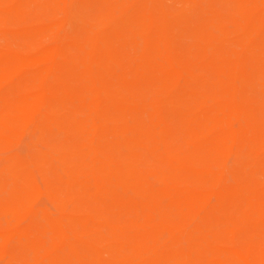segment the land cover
<instances>
[{"label": "bare ground", "instance_id": "bare-ground-1", "mask_svg": "<svg viewBox=\"0 0 264 264\" xmlns=\"http://www.w3.org/2000/svg\"><path fill=\"white\" fill-rule=\"evenodd\" d=\"M181 1L185 5H198L197 0ZM150 3L143 10L151 9L154 19L150 23L141 21L138 29L144 35L141 56L145 62L142 65L144 72L138 73L137 81L153 93L165 90L170 93L168 98L163 101L151 100L141 103L139 115L129 114L127 106L137 100L119 96L112 85L106 83L99 85L92 75L96 67L99 71L98 79L102 82L111 68L119 64L120 57L115 50L106 51L99 61L92 59L91 56H85L83 63L69 62L70 66L66 70L48 68L44 77L49 83L45 87L28 94L23 87H18L0 98V128L10 129L15 121L20 119L21 130L16 134V138H21L29 132L31 135V131L37 134L48 129L52 132L58 129L64 133L65 141L72 142V147L46 144L49 149L24 157L13 156L5 163L0 161V221L1 219L10 221L7 225L3 220L7 226L0 223V260H6L7 264H15L17 260V252L11 250L13 242H16L15 248L19 247L24 252L33 254L32 264H196L203 257L213 261L215 256H220L217 261L219 262L227 254L235 259L244 256V252L238 248L234 247L229 253L224 248L225 242L222 239L227 241L235 234L230 227L225 231V238H218L212 230L203 225L202 221H198V217H194L192 224L189 221L186 224L169 223L167 214L169 212L162 211L159 202L168 199L171 202L168 209L180 211L202 204L207 205L213 198H217L216 210L221 211L219 213L224 217L221 218L222 223H226L227 226L232 224L228 223L232 218L227 211L218 207H223L225 205L223 201L228 200L232 193L240 195L245 189L240 185L224 184L229 171L228 165L231 158L240 155L236 148L238 143L242 142L247 134L252 132L257 134L263 127L264 118L260 119L255 111L264 110V106L258 107L250 101L239 103L237 91L233 88L226 89L220 82L228 77L240 80L244 87L253 86L255 76L264 75V47L254 45L247 49V53L232 70L217 67L206 74L205 79L194 75L187 68L174 70V74L179 77L176 81L188 79V82L191 80L194 83L193 88L188 91L194 100L192 103H184L178 94L173 95L181 83L175 87H169L167 83L161 85L162 75L170 73L161 54L165 51L161 47V41L163 33L172 31L176 26L180 31L189 32V23L186 20L169 19V14L175 11V6L168 4L167 0H151ZM199 11L206 14L205 19H208L210 24L215 23V19L209 16L206 8L200 5ZM113 14L112 10L101 14L99 22L101 31L95 33L91 30L87 33L89 34L87 38L70 42L62 39L52 50L45 51L39 56L23 57L0 52V56L7 59V63L0 67V83L5 75L12 72L13 66L27 60L50 59L60 48L68 47L85 53L91 40L107 43L108 31L121 23ZM126 16L131 17L128 13ZM74 23L70 19L62 24V31L65 26ZM254 30L255 25L250 27L247 35L251 37ZM110 34L118 37L114 31ZM139 44L133 41L127 46L129 50H133L139 48ZM166 51L169 55L174 53L170 46H166ZM40 76L43 77V74ZM212 79L213 95L205 94L203 88L210 85ZM129 82L126 77L120 76L116 85H125ZM91 86L95 88L94 92H90ZM221 99L231 101V107H223L220 104ZM69 101L79 102L76 111L65 114L57 110L59 108H55L52 116L48 117L42 113V109L53 107L55 102L57 105L60 104L59 106H64ZM23 104L31 105L32 110L21 111L20 106ZM78 113H83L86 117H79ZM93 114L97 115V118H93ZM141 115H149V120H140ZM146 121L148 123L144 124ZM238 123L239 128H235V124ZM218 128L222 130L214 133ZM147 130L153 133L150 140L145 135ZM161 135L162 139L165 135L172 139L182 136L185 144L194 147L193 153L220 155L217 151L223 150V156L217 162L219 169L199 168L191 156L188 159L181 153L180 155L166 152L161 145L163 141ZM25 139L24 137L23 141ZM65 141L61 142L64 144ZM143 143L149 145L146 148L148 155L156 162L158 160L174 166L177 173L169 178L155 173L153 174L155 179L164 182L168 180L172 185L179 186L180 190L148 187L146 186L149 184L148 180L133 171L134 155H124L123 148ZM51 150L56 153L53 154ZM54 156L59 157L60 164L55 163ZM236 163L240 166L238 158ZM37 173L42 176V184L37 178ZM193 178L210 183L209 188L205 191L189 189L188 180ZM125 187L133 189L134 197L126 208L125 215L128 217L124 216L127 218L123 229L118 222L119 218L112 222L101 215L84 217L72 209L78 201L76 193H81L84 199L89 198L98 205L105 206L113 202L114 198H126V191L122 189ZM4 191H7L5 195ZM241 198L243 205L248 208L245 216L250 218L259 206L245 193ZM42 199H49L59 214L54 215L45 207H36V203ZM158 217L160 225L155 224ZM25 219H31V222L18 228L12 226V222L23 220L25 222ZM263 225L257 222L255 229H260L258 227ZM134 226L153 228L147 235L149 237L144 238L147 243L133 248L134 255L130 260L118 256L122 249L115 243L109 244L99 235L106 230L113 233L116 236L114 238L122 239L127 235L128 229ZM236 226L248 227L246 218L238 220ZM46 235L53 237L54 241L51 244L47 243L52 238L45 240ZM162 235H167L168 240H172L173 243L169 245V242H161ZM182 239L188 241L187 246L179 243ZM88 242L93 243V246H89ZM107 253L109 257L106 258Z\"/></svg>", "mask_w": 264, "mask_h": 264}, {"label": "rangeland", "instance_id": "rangeland-1", "mask_svg": "<svg viewBox=\"0 0 264 264\" xmlns=\"http://www.w3.org/2000/svg\"><path fill=\"white\" fill-rule=\"evenodd\" d=\"M150 1L0 0V52L18 54L23 57L31 55L39 56L45 51L52 50L62 39L63 41L70 42L75 39L87 38L89 35L87 33L91 30L95 33L101 31L102 28L99 24L101 14L107 13V11L112 10L114 12L113 16L121 22L117 27L108 31L107 43L91 40L85 53L75 48H60L50 59L27 60L22 64L13 66L12 72L5 75L0 83V98L10 90L18 87H23L26 94L34 92L36 89L45 87L49 83L46 77H44V73L48 68H65L66 70L70 66L69 62L83 63L85 56H91L92 59H98L99 61V58L103 57L101 55L108 50H115L117 52V55L120 57L119 64L111 68L110 73L103 77L102 82L98 79L99 71L96 67L92 75L99 82V85L101 83L112 85L116 88L119 96L131 97L137 100L127 106L129 114L133 116L139 115L138 109L141 103L146 101L151 102V100L163 101L168 98L170 93L168 94L165 90L153 93L148 87L142 86L140 81H137L139 80L138 73L144 72L142 65L145 62L141 56L144 35L138 29L141 21L145 20L150 23L154 19L151 9L143 10V8L151 4ZM167 2L175 6V11L169 14V19L172 21L186 20L189 23L188 28L190 31H180L176 26L172 31L163 33L161 47L165 51L161 54L170 73L162 75L161 85L167 83L166 85H169V87H175L181 83L182 85L177 87L173 95L178 94L180 100L184 103L193 102L194 98L188 91L193 88L194 83L191 80L188 82V79L182 82L176 81L179 80V77L174 74V70L187 68L194 75L205 79L206 74L211 73V70L217 67H223L228 71L232 70L240 62L241 57L247 53V49H250L254 45L258 44L264 47V0H239L240 4L239 2H234V0H197V6L185 5L181 0H167ZM200 5L207 9L210 17L215 19L214 24H210L208 19H205L206 14L200 13ZM127 13L131 15V17L129 16L130 18L126 16ZM70 19L75 23L67 27L65 26V29L62 31L61 25ZM254 25V33L249 37L247 35L248 30ZM113 31L118 37L115 38L110 34ZM133 41L139 42L140 47L129 50L127 45ZM166 46L173 48L174 53L171 55L166 54ZM5 63H7V59L0 56V67ZM41 73L43 77L40 76ZM120 76L126 77L130 82L125 85H116ZM76 82L77 80L74 81V83ZM209 83L210 85L205 87V89L203 88V91L205 94L213 95V91L211 90L214 84L213 79ZM220 83L226 89L233 88L237 91L240 97L239 103L244 104L250 101L258 107L264 106L263 74L255 76L254 84L251 87H244L241 85L240 80H233L228 77ZM93 86L89 89L90 92H94L95 88L93 89ZM243 93L245 94V98ZM255 98L257 99L254 100ZM57 104L55 102L53 107L42 109V113L47 117L52 116V111L55 108H59L57 110L68 114L76 111L79 106L78 101H69L64 106ZM220 104L223 107L230 108L232 103L228 99H221ZM32 108L29 104L20 106V110L23 112H30ZM162 112L166 113V111ZM255 113L260 119L264 118V110L260 111L258 109ZM78 114L79 117H86L83 113ZM93 118H97V115L93 114ZM139 119L148 121L149 115H141ZM147 121L143 123L146 124L148 123ZM20 124L21 121L18 119L10 129L9 127L8 129L0 128L1 163L7 162V159L13 156L24 157L43 149H49L46 144L58 147L59 145L72 147V142L65 141L64 133L58 129H54V132L50 131L51 129L44 130L37 133L38 135L34 134V131H31V135H29V132L21 138H16V134L21 130ZM239 126V123L235 124V128H239ZM221 130L222 128H218L214 133H218ZM145 135L150 140L153 133L147 130V134ZM182 135L184 136V134ZM24 137L26 139L23 141ZM161 140L164 143H161V145L167 150L166 152L181 153L185 157L187 156L186 158L191 156L199 168L219 169V163L217 162L219 158H222L223 150L217 151L220 155H216V153L214 155L198 154L193 153L194 147H189L185 144L182 136L178 139H172L170 136L165 135L162 139L161 135ZM61 141H65V143L63 144ZM148 146V144L143 143L123 148L124 155H134L135 164H132L133 171L143 175L148 180L149 184L146 185L148 187H169L173 190H180L179 186L172 185L168 180L164 182L155 179L153 175L155 173L162 174L165 178H169L177 173H175L174 166L161 163L158 160L156 162L154 158L148 155V152H146ZM236 148L240 151V155L231 158V162L229 160V171H227L224 184L228 186L240 185L245 190L240 195L232 193L228 200L223 201L225 205L218 207L227 211L229 217L232 218V221L228 223L232 224L227 226L226 223H222L221 218L224 219V217L219 213L221 211L217 212L216 210L217 198H213L207 205H197L198 207L195 206L189 210L180 211L168 209L171 203L168 199H162L159 202L160 209L169 212L167 213L169 223L184 222L186 224L189 221L192 224L194 217H198V221H202L203 225L212 230L218 238H225L224 234L227 227H230L235 232L227 241L222 239L225 242L224 248L227 250V253L234 247L238 248L244 252L243 257L235 259L230 254H227L219 262L217 261L220 256H215L213 261L203 257L196 264H220V262L223 264H264V225L259 226L258 228L260 229H255L257 222L264 224V125L257 134L255 132L247 134L246 138L238 143ZM51 152L53 154L56 153L54 150H51ZM54 157L55 163L60 164L61 160L59 157ZM237 158L240 166L236 163ZM37 174V178L42 184V176L40 173ZM209 186L210 183L202 182L195 178L188 180V188L194 191H205ZM122 189L126 191V198H114L113 202L105 206H100L96 201L89 198L84 199L81 193H76L75 197H77L78 201L72 206V209L78 211L84 217L101 215L112 222L119 218L118 222H120L123 229L125 220L128 217L125 215L126 208L133 201L134 192L131 187ZM4 192L3 195L7 193V191ZM244 193L251 197L252 202L257 203L259 206V209L250 218L245 216L248 208L241 201L243 199L241 195ZM36 207H45L51 210L54 215L59 214L57 208L49 199L38 201ZM244 218L247 220L248 227H237L238 220H243ZM3 220L9 225L10 221L7 219H1V225L5 224L3 226H7ZM158 221L160 222L159 217L155 223L156 225H160ZM25 222L24 220L23 222L14 221L12 222V226L17 228L25 226L31 222V219H25ZM152 228L151 226H134L128 229L127 235L122 237V239L114 238L116 236L106 230H103L99 235L106 242H109V244L115 243L122 249L118 256L122 259L130 260L134 255L133 248L136 245L147 243L144 238L149 237L147 235L152 231ZM162 237L161 239L163 240L161 242H169V245L173 243L172 240H168L167 235H162ZM44 239L52 240H49L47 244H51L54 241L51 235L44 236ZM179 243L183 246L188 245V241L185 239H182ZM87 244L93 246L91 242ZM16 246V242H13L11 250H14L15 253L17 252L15 264H26V262L27 264H32L33 254L30 255V252H24L19 247L15 248ZM105 257H109L108 253ZM0 264H7V261L0 260Z\"/></svg>", "mask_w": 264, "mask_h": 264}]
</instances>
